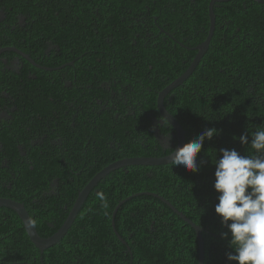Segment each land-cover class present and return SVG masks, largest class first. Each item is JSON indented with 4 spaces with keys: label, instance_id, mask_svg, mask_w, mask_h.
<instances>
[{
    "label": "trees",
    "instance_id": "trees-1",
    "mask_svg": "<svg viewBox=\"0 0 264 264\" xmlns=\"http://www.w3.org/2000/svg\"><path fill=\"white\" fill-rule=\"evenodd\" d=\"M210 1L0 0V49L16 47L50 69L21 59L16 74L0 62V111L14 102L20 111L27 99L22 123H0V198L22 203L40 237L60 228L77 193L106 166L169 155L153 137L147 117L144 127L123 113L117 123L95 119L84 100L98 94H91L87 85L95 92V85L109 78L103 66L109 55L113 75L127 72L112 84L113 99L124 94L144 102V110L156 109L158 94L187 70L195 47L205 40ZM243 1L214 4V34L206 52L188 79L163 100L183 128L185 144L205 129L218 131L197 155L199 170L167 164L110 173L90 192L64 237L43 253L30 243L18 216L0 208V264H197L192 228L159 199L139 193L157 194L202 228L203 264H235L226 257L235 254L229 247L231 234L223 238L228 229L215 213L218 193L211 156L214 152L219 159L221 149L248 155V146L238 138L264 126V5L252 1L257 8L251 9ZM19 16L25 19L22 25L17 24ZM155 17L172 38L159 34L154 39L148 32H159ZM49 45L52 49L44 53ZM8 56L14 55L4 52L0 59ZM67 63L75 67L64 68ZM86 66L96 68L84 70ZM26 122L37 123V128L35 144L25 141L28 154L22 157L12 144L16 133L27 134ZM160 133L166 130L162 127ZM91 135L95 144L83 152ZM248 139L250 143V135ZM80 157L87 159L79 164ZM123 200L114 226L129 250L111 228L112 212Z\"/></svg>",
    "mask_w": 264,
    "mask_h": 264
},
{
    "label": "clouds",
    "instance_id": "clouds-1",
    "mask_svg": "<svg viewBox=\"0 0 264 264\" xmlns=\"http://www.w3.org/2000/svg\"><path fill=\"white\" fill-rule=\"evenodd\" d=\"M157 123L163 128L170 126L166 116L159 117ZM216 135V129H205L195 140L185 144L184 138V145L174 149L176 139L172 130L175 145L168 157L171 168L197 172V155L204 141H210ZM238 139L241 145L248 146V155L242 156L235 149H221L219 159L214 152L211 156L215 166L214 189L218 193L215 213L228 229L223 238L227 239L231 234L229 247L235 254L227 253V260L235 264H264V126ZM163 140L167 143L170 136L164 135ZM159 144L163 148V144ZM100 199L105 198L101 195Z\"/></svg>",
    "mask_w": 264,
    "mask_h": 264
},
{
    "label": "water",
    "instance_id": "water-1",
    "mask_svg": "<svg viewBox=\"0 0 264 264\" xmlns=\"http://www.w3.org/2000/svg\"><path fill=\"white\" fill-rule=\"evenodd\" d=\"M229 0H211L208 5V18H209V29L207 36L205 40L195 47V50L197 51L192 63L187 68V70L179 76L176 80L171 82L167 87H165L157 96L156 99V108L161 116H166L169 120L170 126L174 132V137L176 139V146L174 149L178 147H182L184 145V130L180 126V124L175 120V118L169 114L164 105L163 100L164 98L169 94L171 90L174 88L180 86L183 84L185 80L188 79V77L192 74L195 67L199 63L200 59L206 52L210 39L213 34L214 30V14H213V6L215 3H222L227 2ZM259 3H263L262 1L256 0ZM4 52H10L15 53L22 57L24 60H26L28 63H30L34 67L41 68L40 66L36 65L33 60L29 58L27 55L21 54L17 49L15 48H3L0 49V54ZM47 70V69H45ZM171 155V153L167 156L160 157V158H129L124 159L121 161L114 162L102 170H100L84 187L82 190H80L77 193V197L73 203V206L71 210L69 211L65 221L60 226V228L50 237L48 238H42L40 237L35 227L32 223L31 218L29 217L27 211L24 208V205L20 202L14 201L12 199H6V198H0V208H7L12 210L20 219L22 222L24 231L30 241V243L40 252L43 253L45 250L53 247L56 245L67 233L69 228L71 227L72 223L74 222L78 212L80 211L82 205L84 204L85 200L87 199L89 193L97 186V184L104 179L106 176H108L110 173L125 168L127 166H146V167H156V166H163L170 163V158H168ZM138 195H146L151 196L153 198L159 199L162 203H164L171 211L176 214L183 222H185L187 225H189L192 230L194 231L196 243H197V249H198V260L197 264H203L204 259V251H203V239H202V228L199 225L194 224L189 219H187L182 213L178 212L169 202H167L164 198L158 196L157 194H150V193H139ZM137 196V195H134ZM129 199V198H128ZM126 199V200H128ZM126 200L120 201L116 207L114 208L112 212V219H111V228L116 235L117 239L127 247L129 250V247L127 246L126 242L118 235V233L115 230L114 226V217L116 214L117 209L119 206L125 202Z\"/></svg>",
    "mask_w": 264,
    "mask_h": 264
},
{
    "label": "flooded vegetation",
    "instance_id": "flooded-vegetation-1",
    "mask_svg": "<svg viewBox=\"0 0 264 264\" xmlns=\"http://www.w3.org/2000/svg\"><path fill=\"white\" fill-rule=\"evenodd\" d=\"M252 1L257 3L260 7L262 5H264L263 3H259L256 0H244L243 2L246 5L248 4L251 9L257 8V7H255V4L252 3ZM259 1L264 2V0H259ZM261 8H263V14H264V6ZM0 18H1V20H3V16L1 15V13H0ZM156 19L157 18L155 17L154 18L155 27L157 26L159 28V32L156 34L154 31L148 29V32H150L152 34V36L155 35L153 38L154 39L157 38L159 34H163L165 37L172 38L170 33L166 32V29H161L162 27L156 23ZM24 21H25V19H23V16H21V17L19 16L17 24L22 25V24H24ZM198 26H200L199 23H198ZM133 45H134V42H133ZM7 48H15L19 52H21V54L29 56L28 54L24 53L23 51H21L20 49H18L16 47L12 46V47H7ZM51 49H52V46L49 45L47 48H45L44 53H49ZM12 54L14 56H11V57L8 56L7 59H5V58L0 59V62L2 64H4V66L7 70H10V71L18 74L20 69L22 68L21 59H23V58L20 57L19 55L15 54V53H12ZM29 58L31 60H33L30 56H29ZM24 61H26V60H24ZM36 65H38V64H36ZM38 66H40V65H38ZM63 66H64V68H65V66H69L72 68L75 67L74 63H67ZM103 66L106 68L105 72L109 76V78L99 81V83L97 85H95V92H92L93 88L87 85V87L89 88V92L91 94L92 93L98 94V96H94V98H92L90 100H84V101H87L86 108H87L88 112L91 115H93V117L95 119H97L99 121H103V122H109V123H117L119 121L121 113H123V114H125V116L134 117L135 120L140 122L143 127H144L143 123L145 122V118L147 117L149 119L148 121L152 125L151 126V133H152L153 137L156 138L158 144L159 143L163 144V149H162L163 151H165V152L169 151V153H170L173 146L175 145V141H174V138L172 136V130L170 131V129H169L170 126H168V127L164 128L166 130L165 134L160 133L162 125H158L157 121H158V118L161 117V115L157 111V108L153 109L151 112L144 110L143 109L144 102L136 101L134 98H132L131 100H128L124 96V94H121V96L119 95L118 100H114L113 97L115 96V93L111 90L112 84L115 82V80H120L121 78H124L126 76L127 72H118L117 75H113V73L116 71V69L111 68V64L109 63V55H108V57L104 58ZM41 68H43L44 70L47 69L45 71H50L49 67H41ZM95 68L96 67L91 68L89 66H86L84 70H91V69H95ZM55 70L57 71L58 68ZM61 71H64L63 68L60 70V72ZM15 80H17V79H15ZM75 82L78 83L79 81L75 80ZM80 84L78 83L79 87H80ZM128 86L130 87L131 85L129 84ZM64 87L68 88L69 83L63 84V88ZM3 95L5 97H7V95L4 92H2V96ZM26 100L27 99L24 100L23 104L20 103V105L23 106L20 111H17L16 105H18V104H16L15 102L12 104V107L2 109L0 111V123H1V121L8 122L10 119L15 120L14 123H17V122L22 123L21 118H24L26 115V112H25L26 111ZM171 110L172 109H170V110L166 109V111L169 114H171ZM111 111L113 113H111ZM104 112L110 113L106 119L101 117V115ZM136 112H139V114L137 116H135ZM73 116L74 115H72L70 117L72 118ZM25 126H26V129L24 130V132L27 134L25 135V134L16 133V136L14 138V143L12 144L13 148H16L19 151L20 156H22V157H25L28 154L27 151H25V149H24V142L27 141L28 139L33 141L34 140L33 137L36 136L37 123L32 124V123L26 122ZM93 127H94V125H93ZM49 129H50L49 126H47L45 129H43V131L41 133V134H43L42 136L47 135V130H49ZM164 135L170 136V140H168L167 143H165L163 140ZM59 139H57L58 142H59ZM106 142H107V145H109V136L106 138ZM33 144H35V141H33ZM54 144H56V142H54ZM94 144L95 143L93 140V135H91V136H89V138L87 140L86 146L83 148V152L88 151L90 148L93 147ZM58 145L61 146L62 144H58ZM1 146L2 145L0 144V150L3 147V146L2 147ZM139 148H140V146H139ZM198 157H199V155H198ZM84 159L86 160L87 158L86 157H80L78 159V163L80 164L81 161ZM118 161H120V160H118ZM148 175H150V172H148Z\"/></svg>",
    "mask_w": 264,
    "mask_h": 264
},
{
    "label": "bare ground",
    "instance_id": "bare-ground-1",
    "mask_svg": "<svg viewBox=\"0 0 264 264\" xmlns=\"http://www.w3.org/2000/svg\"><path fill=\"white\" fill-rule=\"evenodd\" d=\"M214 18H215V17H214ZM213 34H214V33H213ZM213 34H212V35H213ZM211 39H212V38H211ZM178 41H179V40H178ZM169 43H170V42H169ZM184 44H185V43H184ZM171 45H172V44H171ZM175 45H176V44H175ZM175 45H174V46H175ZM89 194H90V193H89ZM84 203H85V202H84ZM72 206H73V205H72Z\"/></svg>",
    "mask_w": 264,
    "mask_h": 264
}]
</instances>
